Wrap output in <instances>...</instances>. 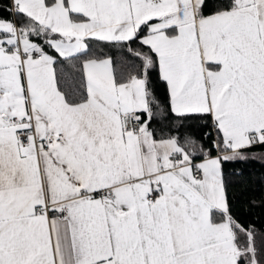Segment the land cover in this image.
Returning <instances> with one entry per match:
<instances>
[{"label": "snow or ice", "instance_id": "6c2138e0", "mask_svg": "<svg viewBox=\"0 0 264 264\" xmlns=\"http://www.w3.org/2000/svg\"><path fill=\"white\" fill-rule=\"evenodd\" d=\"M251 162L264 0H0V264H264Z\"/></svg>", "mask_w": 264, "mask_h": 264}, {"label": "trees", "instance_id": "16d2710c", "mask_svg": "<svg viewBox=\"0 0 264 264\" xmlns=\"http://www.w3.org/2000/svg\"><path fill=\"white\" fill-rule=\"evenodd\" d=\"M161 95H163L162 90ZM240 167L245 170L243 179L247 182V191L243 199H261V196L264 195V166H262L259 162H251L241 165ZM233 192L237 198H240L239 194L241 192V185H235L233 187ZM239 211L246 219H255L257 226L264 221V209L262 208H254L249 214L241 205Z\"/></svg>", "mask_w": 264, "mask_h": 264}]
</instances>
